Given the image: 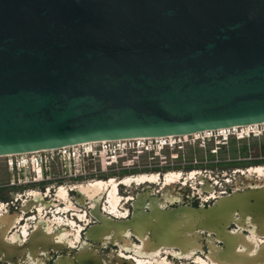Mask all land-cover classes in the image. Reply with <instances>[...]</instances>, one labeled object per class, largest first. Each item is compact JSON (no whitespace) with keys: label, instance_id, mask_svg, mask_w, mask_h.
Listing matches in <instances>:
<instances>
[{"label":"water","instance_id":"obj_1","mask_svg":"<svg viewBox=\"0 0 264 264\" xmlns=\"http://www.w3.org/2000/svg\"><path fill=\"white\" fill-rule=\"evenodd\" d=\"M261 124L264 0H0V157Z\"/></svg>","mask_w":264,"mask_h":264},{"label":"flooded vegetation","instance_id":"obj_2","mask_svg":"<svg viewBox=\"0 0 264 264\" xmlns=\"http://www.w3.org/2000/svg\"><path fill=\"white\" fill-rule=\"evenodd\" d=\"M228 145L100 156L102 167L0 185V264H264V153ZM226 201V217L208 216Z\"/></svg>","mask_w":264,"mask_h":264},{"label":"built area","instance_id":"obj_3","mask_svg":"<svg viewBox=\"0 0 264 264\" xmlns=\"http://www.w3.org/2000/svg\"><path fill=\"white\" fill-rule=\"evenodd\" d=\"M262 133L264 132L259 131L258 129L251 130L248 133L237 130L228 133L227 136L229 137V135L236 134L237 137H249L253 135L254 137L258 138L262 135ZM213 135L207 138H199L196 141H198L199 146H201V144H204V142L209 140V138L212 139V137H214ZM215 143H217V141H215ZM182 144L183 141H181L179 138L178 139L174 138V142H171L169 139H155V140H134L123 144L107 143L100 145L98 148L96 147L89 150H87L88 147H81L80 150H67V151L63 150L59 152L57 158L51 157L46 153L34 154L32 156H27L29 158H25V159L22 158V156L17 155L15 157H18V159H14V158L8 159V167L11 168V171L13 172L19 171V173H22L27 171L26 176L19 178L22 181L21 184L20 183L16 184V185L25 186L28 184H38L39 180H42L43 174L47 176L52 175L51 168L57 165L58 162H59L58 165L61 168L59 174L64 173L65 176L69 172H72L73 170H77V168H79V162L82 156H85L87 158L92 159L95 162H98L97 166L99 165V167H102L100 154L103 151L105 152V157L107 158L106 162L111 164L112 162H115L118 154L126 155L129 153H133L135 155H143L145 153L152 152L154 154L159 155V153L162 151L164 147L173 148L176 145H182ZM37 169L40 170L38 174L36 173Z\"/></svg>","mask_w":264,"mask_h":264},{"label":"rangeland","instance_id":"obj_4","mask_svg":"<svg viewBox=\"0 0 264 264\" xmlns=\"http://www.w3.org/2000/svg\"><path fill=\"white\" fill-rule=\"evenodd\" d=\"M257 129L259 131L264 132V127H259ZM230 132H232V131H230ZM230 132H225V133H220V134H225L226 135V134H228ZM244 132H247V131L245 130ZM214 133H216V132H214ZM208 135L206 136L205 134H203V135L194 136V137H186V138H181V139L179 138L181 141L187 142V144H184V143L182 144V146H184V149L182 150V154L184 156H186L188 153L189 154L191 153L193 155H194V153H196L195 154L196 157H198V156H207V157H209V153H208L207 150H208V147H211V145L206 146L205 150H201L197 146V145H199V142L195 141V140H198L199 138L210 137L213 134L209 133ZM213 136H214V138H216L215 134ZM231 141H233V140L229 141V145H228V149H227L228 151L231 150V149H235V147L238 148V150L239 149L242 150L244 147L248 146V153L251 156H253V153H257V152H259V150H263L262 146H263L264 139H262V138L257 140L258 141L257 143H256V140H254V139H249L247 141H242L241 143L236 142V144H238V145L236 146V145L232 144L233 146H232V148H230ZM171 142H174V140L171 141ZM185 145H189V147L187 148ZM190 145H192L193 150H192V147ZM203 145L204 144H201V146H203ZM96 147L98 148L99 146L97 145L94 148H96ZM91 148H93V147H90V149ZM74 150H75V148H74ZM76 150H80V148H76ZM235 150L237 151V149H235ZM46 154L51 156V157L57 158L59 152L46 153ZM240 156H242V151L239 154L238 153L234 154V153H231V152H230V154L229 153L227 154V153H223L222 152V154H218L217 155V157H218L217 159H219V158H230L231 159L232 157L239 158ZM26 158H29V157H26ZM8 159L9 158H0V185H7V187H11L10 185L15 183V187H17V186L23 187V185L21 186V185H16V184L17 183L21 184L22 181L19 178L26 176L27 175V171L22 172V173H19V171L18 172L11 171V168L8 167ZM14 159H18V157H14ZM58 164H59V162L57 163V165H55V166H53L51 168V172L52 173L61 171V168H60V166ZM96 166H97V164H96ZM60 176H64V173L63 174L60 173ZM8 177H9V179H8Z\"/></svg>","mask_w":264,"mask_h":264},{"label":"bare ground","instance_id":"obj_5","mask_svg":"<svg viewBox=\"0 0 264 264\" xmlns=\"http://www.w3.org/2000/svg\"><path fill=\"white\" fill-rule=\"evenodd\" d=\"M264 124H261V125H252V126H246V127H240V128H233V129H230V130H217V131H211V132H203V133H199V134H194V135H191V136H178V137H165V138H144V139H131V140H121V141H103V142H95V143H87V144H80V145H76V146H70V147H66V148H61L59 150H49V151H40V152H34V153H28L26 155H19V156H22V158H26L27 156H32L34 154H42V153H53V152H60V151H67V150H76V148H81V147H88L87 150L90 149V147H95V146H100L102 144H114V143H119V144H123V143H126V142H130V141H134V140H155V139H169L170 141H173L174 138L178 139V138H186V137H194V136H199V135H203L205 134L206 136L210 133L214 134V132H216L215 134H218V133H225V132H230V131H241V132H244L245 130L248 132H250V130H255L259 127H263ZM244 130V131H243ZM222 135H225V134H222ZM227 135V134H226ZM225 135V136H226ZM209 136V135H208ZM212 136V135H211ZM204 138H207V137H204ZM196 141V140H195ZM91 148V149H93ZM100 156H105V152H101ZM15 156H2L0 158H14ZM114 160V159H113ZM77 161V160H76ZM39 169H37L36 173L38 174L39 173Z\"/></svg>","mask_w":264,"mask_h":264},{"label":"clouds","instance_id":"obj_6","mask_svg":"<svg viewBox=\"0 0 264 264\" xmlns=\"http://www.w3.org/2000/svg\"><path fill=\"white\" fill-rule=\"evenodd\" d=\"M263 137H264V133H262V135H261L260 137H258V138H263ZM258 138H254V139H258ZM247 139H251V137H247V138H245L244 140H247ZM230 140L237 141V140L234 138L233 135H229L228 140H227L224 144H218L219 142L215 143V140H213V139H209V140H207L206 142H204V145H203V146H199V145H198V148L201 149V150H205V149H206V146L211 145V147H208V150H207V151H211L212 149H214V151H217L219 148L226 147L227 144H228V142H229ZM242 141H243V140H242ZM173 150H176V148H175V147H173V148H170V147H164V148L162 149V151H161L159 154H161V153H163V152H166V151H173ZM180 150H182V148H180ZM151 153H152V152H151ZM126 155H128V154H126ZM126 155L118 154V155H117V158H116V160H115V162L117 161V159H118L120 156H126ZM115 162H112V164L115 163ZM85 164H87V165H88V164L96 165V164H98V162H95V161H93V160L90 159V158H87V157H85V156H82V157H81V160H80V162H79V167H84ZM43 176H44V174H43Z\"/></svg>","mask_w":264,"mask_h":264},{"label":"trees","instance_id":"obj_7","mask_svg":"<svg viewBox=\"0 0 264 264\" xmlns=\"http://www.w3.org/2000/svg\"><path fill=\"white\" fill-rule=\"evenodd\" d=\"M262 147H263V153H264V143H263V146H262ZM243 151H246V148H244V150H243Z\"/></svg>","mask_w":264,"mask_h":264}]
</instances>
